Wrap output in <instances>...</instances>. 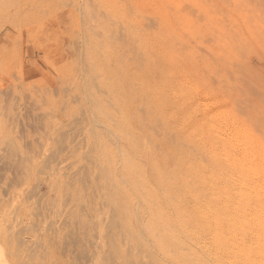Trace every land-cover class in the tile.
Returning a JSON list of instances; mask_svg holds the SVG:
<instances>
[{"label": "rangeland", "instance_id": "rangeland-1", "mask_svg": "<svg viewBox=\"0 0 264 264\" xmlns=\"http://www.w3.org/2000/svg\"><path fill=\"white\" fill-rule=\"evenodd\" d=\"M95 62L119 65V80L160 72L156 93L178 131L138 76L125 101ZM126 105L144 148L169 144L205 174L242 162V211L263 224L260 235L242 231L243 254L249 242L262 264L264 215L253 210L264 211V0H0V264H174L169 254L186 250L160 253L143 199L134 194L129 222L104 179L100 140L129 188L114 127Z\"/></svg>", "mask_w": 264, "mask_h": 264}, {"label": "bare ground", "instance_id": "bare-ground-1", "mask_svg": "<svg viewBox=\"0 0 264 264\" xmlns=\"http://www.w3.org/2000/svg\"><path fill=\"white\" fill-rule=\"evenodd\" d=\"M93 70L97 75L107 79L110 87L114 89L120 87L124 92L123 100L125 101L131 98L128 82L138 76L143 84V92H151L152 98L160 108L158 112L161 113L163 120L166 121L167 117L169 124L176 127V130L178 129L180 120L177 114L172 110H162L164 99L162 98V101L156 93L163 80L160 69L158 77L154 79L146 71L144 74L132 73L126 80L117 78L118 72L123 69L116 64L114 67L111 65L103 67L101 63L95 62ZM128 70L132 69L128 68ZM113 98L115 99V96ZM104 114L103 118L111 115L109 112H104ZM189 122L191 124V121ZM138 123L139 119L128 105H126L125 112L120 110L119 115L115 116L114 127L116 132H120L123 136L124 141L123 165L120 167V174L127 177L129 188L119 181L116 182L119 176L117 173V177L113 175L112 162L116 157H114V150L100 140L102 146L99 154L107 163L103 174L104 179L111 183L114 197L125 203L126 208L123 214L126 220L129 222L134 220L132 219L134 217L132 208L133 197L136 194L143 199L144 207L148 208L149 217L142 223H144L146 233L155 237L156 249L164 255L168 254V244L173 243L178 247L181 244L186 246L184 252L178 249L177 253L169 254V259L174 264H259L251 255L252 244L249 242L248 245L251 246L245 251L247 256L244 255L245 252L243 254L245 248L242 241L246 240H242L245 237L242 236V231L248 229L251 224L258 230L256 235H260L262 233L260 227L263 224L254 221L255 219L252 220V217L251 221L248 220L246 216L249 213L245 216L242 211V197L244 198L242 195V162H235L237 166L235 168H238L237 173L228 170L223 163H220L215 166L218 168L216 173L205 174L204 164L201 161L187 154L183 156L178 148L168 146L169 144L162 145V152H156L149 147L144 148L142 134L137 128ZM184 123L186 126L189 125ZM227 163L234 164L230 160ZM113 182H115V187H113ZM161 185L164 186L162 191ZM186 200L191 203L186 204ZM169 206L174 208L172 213L168 210ZM261 211L253 210L255 218L261 214L264 215V211ZM250 235L246 234V237L249 238ZM256 235H254L255 247L260 245V237Z\"/></svg>", "mask_w": 264, "mask_h": 264}]
</instances>
